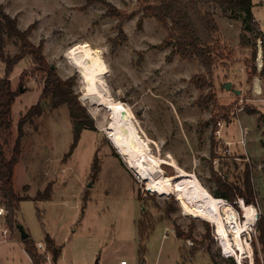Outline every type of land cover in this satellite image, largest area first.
<instances>
[{
  "label": "rangeland",
  "instance_id": "374dc122",
  "mask_svg": "<svg viewBox=\"0 0 264 264\" xmlns=\"http://www.w3.org/2000/svg\"><path fill=\"white\" fill-rule=\"evenodd\" d=\"M108 1L127 13L135 12L123 21L127 41L115 53L109 38L117 35V19L101 17L106 8L98 2L84 7L85 0H0L3 11L16 17L20 29L34 25L29 40L35 45L43 42L44 57L57 74L75 78L74 91L97 128L82 130L69 153L73 135L66 105L54 109L47 106L42 115L24 124L21 157L13 176L15 192L24 197L16 218L28 230L37 250L48 253L42 264H237L233 257L221 255L212 237L214 223L185 214L178 193H153L129 169L107 135V109L84 98L83 78L67 52L83 42L98 49L106 66L101 75L104 85L111 98L128 107L139 135L148 140L151 154L161 160L173 159L195 174L212 194L220 192L212 171L224 182L242 187L247 167L256 193L252 204L258 218L264 215V68L263 73L256 68L249 77L254 47L240 41L243 14L231 17L217 5H201L215 15L219 27L216 41L222 54L207 75L195 58L181 60L174 56L166 61L170 48L153 47L166 36L167 27L153 18H144L142 28L136 27L141 0ZM251 1L253 16L264 30V0ZM247 36L255 42V34ZM3 52L14 56L17 40L5 39ZM253 63L255 66V58ZM4 68L0 60V77ZM195 74L203 75V88L190 80ZM9 78L16 97L11 129L2 138L7 157L19 117L37 102L42 87L40 73L33 71L29 56L13 66ZM253 79L259 81L262 95L253 93ZM225 82H231L229 89L224 88ZM233 90H239V94ZM207 97L203 106L196 102ZM221 114L226 118L217 119L222 122L219 126L213 117ZM241 129L246 130L244 146L235 143L241 139ZM213 134L215 143L211 147ZM94 157L98 166L95 171ZM158 166L166 175L176 174L167 164ZM47 185L52 190L49 199H33ZM236 196L235 200L243 198ZM255 223L248 229L251 244L242 264H253L254 244L259 248ZM5 224L3 214L0 264H32L18 231L2 234ZM47 235L62 248L55 263L46 252ZM187 238L194 242L189 248L184 242ZM245 238L246 231L242 234ZM39 242L45 250L37 247ZM196 245L202 249L192 255Z\"/></svg>",
  "mask_w": 264,
  "mask_h": 264
},
{
  "label": "trees",
  "instance_id": "16d2710c",
  "mask_svg": "<svg viewBox=\"0 0 264 264\" xmlns=\"http://www.w3.org/2000/svg\"><path fill=\"white\" fill-rule=\"evenodd\" d=\"M98 2L105 6L106 10L101 17L116 18L115 29L117 35L109 38L111 42V51L115 53L117 48L127 41V35L123 32V21L135 14V12L127 13L108 0H85L86 7L89 3ZM142 5L139 17L136 21V27L142 28L144 18H153L156 22L167 27V34L159 44L154 45V48L165 49L170 48L166 54V61H171L174 56L181 60L195 58L203 67L207 75H211L215 61L218 57H222L220 48L216 41V36L219 31L215 15L211 10L203 9L201 5H217L223 11H228L231 17H236L243 14L242 30L240 32V41L243 45H251L252 60L250 64L249 77H252L256 72L254 66L255 58V42L251 41L247 33L255 34L257 37L260 34V27L252 13L251 0H141ZM137 13V12H136ZM33 24H30L24 30L17 25L16 17H11L5 13L0 4V60L4 63V74L0 77V195L2 198L3 208L6 212V224L10 229H16L19 223L16 216L19 211V203L24 198L19 196L13 186L14 167L20 159L22 149L23 126L27 122H33L35 117L43 114L46 107L50 109L57 108L61 105H66L71 127L73 142L70 146L71 153L76 145L82 130L88 129L96 131L93 118L86 111L85 107L80 103L74 86L75 78L70 76L67 78L60 77L55 67L49 64L43 54V42L37 45L29 40V35L33 29ZM5 39H15L18 44V52L14 56L4 54L3 48ZM256 39V38H255ZM255 41V40H254ZM25 56H29L33 71L40 73L42 87L37 102L27 108L25 113L19 117L17 123V135L15 137L11 154L9 157L5 155L2 138L7 134L12 126L11 111L16 94L11 89L10 72L13 66ZM263 73V70H262ZM204 77L202 74L193 75L190 80L200 88L204 86ZM196 102L199 106H203L207 101ZM226 118L224 115H214V123L218 118ZM214 134L211 139V147L214 145ZM97 159L93 158L92 169H97ZM214 177H217L219 193L213 195H222L230 201H234L236 195L243 197L245 204H254L256 193L251 183L249 170L246 167L244 170L243 186H232L222 180L212 171ZM231 185V186H230ZM51 187L47 185L42 193H38L33 199H49ZM256 238L259 248L254 244L253 264H264V215L259 214L255 223ZM179 237V236H178ZM23 247L32 264H42L45 260L35 243L29 239H21ZM46 251L51 253V259L55 263L60 256L61 246L56 245L54 240L48 235L45 236ZM184 250L181 246V251ZM199 246H194L192 255L198 250ZM184 252V251H183ZM182 256L184 254L182 253ZM193 257V256H192ZM217 264V262H213Z\"/></svg>",
  "mask_w": 264,
  "mask_h": 264
},
{
  "label": "bare ground",
  "instance_id": "6f19581e",
  "mask_svg": "<svg viewBox=\"0 0 264 264\" xmlns=\"http://www.w3.org/2000/svg\"><path fill=\"white\" fill-rule=\"evenodd\" d=\"M99 52L87 42L77 43L68 50L67 58L80 70L85 84L84 98L107 109V135L129 169L153 193H178L184 213L214 223L224 248L242 258L250 247L247 240L242 239V233L254 222L255 206L241 204L246 220L240 224L234 209L224 199L214 196L195 174L184 170L171 158L161 160L152 155L148 140L139 135L128 107L111 98L104 85L101 75L106 72V66ZM158 163L171 166L176 174L166 175Z\"/></svg>",
  "mask_w": 264,
  "mask_h": 264
},
{
  "label": "built area",
  "instance_id": "2783aa9c",
  "mask_svg": "<svg viewBox=\"0 0 264 264\" xmlns=\"http://www.w3.org/2000/svg\"><path fill=\"white\" fill-rule=\"evenodd\" d=\"M260 27V26H259ZM255 44L257 45V53H256V56H255V66H256V68L258 69V71H261L263 68H264V56H263V53H264V30L262 29V28H260V34L256 37V40H255ZM252 91H253V93L255 94V95H262V89H261V87L258 85L257 87L256 86H253V89H252ZM217 124L219 125V126H222V122H220V121H218L217 122ZM216 133H219V130H217L216 131ZM245 137H246V130H244V129H241V139L240 140H238V141H236L235 143H240L242 146H244L245 144ZM220 137H218V139H219ZM231 143L232 142H226V144L227 145H231ZM224 199V201L227 203V204H229L233 209H234V211L236 212V214H237V218H238V222L240 223V224H244V222H245V220H246V218H245V214H244V210H243V208H242V206H241V204L242 203H245L244 202V200H243V198H237V200H235V201H230V200H228V199H226V198H223ZM235 205H237L238 206V208L237 207H235ZM253 205V204H252ZM181 207V206H180ZM239 208L241 209V213L239 212ZM256 208V207H255ZM5 210L3 209V208H0V213H2V212H4ZM256 213V212H255ZM257 220V213L255 214V219H254V221H256ZM253 225V223L249 226V230H250V228H251V226ZM248 227V226H247ZM214 232L212 233V237L215 239V240H217V242H218V245H219V248H220V253H221V255L223 256V257H225V258H229V257H233L234 259H235V261H236V263L237 264H242L241 263V260H242V258H239L238 259V257L236 256V254H231L230 252H228L225 248H224V246H223V244H222V242H221V240H220V238H219V235H218V232H217V229H216V226L214 227ZM245 230L246 232H247V238H245L244 239V241L246 242V240H247V242H248V244H251V238H250V232H249V230ZM244 231V232H245ZM173 232H174V230H173ZM243 234V233H242ZM163 237H166V234H164L163 235ZM185 245L189 248L190 246H192L193 245V241L192 240H190L189 238H187V239H185ZM37 247L38 248H40V249H42V250H45V247H44V244L43 243H37ZM47 252V251H46ZM44 255V257H45V259H46V257H47V255H48V253H44L43 254ZM191 259H192V257H191ZM249 264H252V262H250Z\"/></svg>",
  "mask_w": 264,
  "mask_h": 264
},
{
  "label": "crops",
  "instance_id": "0c3cea01",
  "mask_svg": "<svg viewBox=\"0 0 264 264\" xmlns=\"http://www.w3.org/2000/svg\"><path fill=\"white\" fill-rule=\"evenodd\" d=\"M260 28H261V26H260ZM259 81L257 80V79H253L252 80V86H258L259 84ZM7 156V155H6ZM21 157V156H20ZM211 192V191H210ZM216 193H219V192H216ZM214 194V193H213ZM217 197H221V198H225L224 196H222V195H216ZM0 197H1V195H0ZM1 206H0V208H3V204H2V201H1V204H0ZM4 209V208H3ZM3 214H5L6 215V212H2V213H0V216L1 215H3ZM8 231L11 233V234H13V232L15 231V229H10L9 227H8V225L7 224H5V227L3 228V230H2V234L4 235V234H8ZM18 231V230H17ZM26 231L28 232V230L26 229ZM19 233V232H18ZM12 237H13V235H11ZM19 237H20V235H19Z\"/></svg>",
  "mask_w": 264,
  "mask_h": 264
},
{
  "label": "water",
  "instance_id": "95a60500",
  "mask_svg": "<svg viewBox=\"0 0 264 264\" xmlns=\"http://www.w3.org/2000/svg\"><path fill=\"white\" fill-rule=\"evenodd\" d=\"M230 86H231V82H225L224 83V88L225 89H229ZM233 92H235L236 94H239V90H233ZM16 227H17V230L19 232L20 239H25V238H27L29 236V233L26 231V229L23 227L22 224L18 223L16 225Z\"/></svg>",
  "mask_w": 264,
  "mask_h": 264
}]
</instances>
